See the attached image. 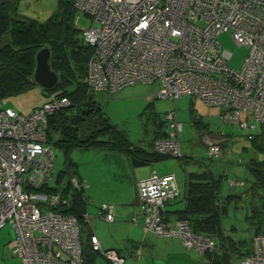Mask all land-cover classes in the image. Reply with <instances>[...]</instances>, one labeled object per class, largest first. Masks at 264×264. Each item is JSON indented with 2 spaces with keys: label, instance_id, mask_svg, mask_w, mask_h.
<instances>
[{
  "label": "built area",
  "instance_id": "obj_1",
  "mask_svg": "<svg viewBox=\"0 0 264 264\" xmlns=\"http://www.w3.org/2000/svg\"><path fill=\"white\" fill-rule=\"evenodd\" d=\"M74 6L96 23L82 30L93 48L88 92L158 83L159 99L197 97L222 108L224 119L241 128L264 124V0H74ZM226 32L249 51L241 70L228 66L232 54L219 42ZM69 105L67 98L53 97L29 115L0 109V232L12 226L14 253L22 264H83L77 218L50 209L61 203L60 194L38 191L50 184L56 164L48 118ZM166 120L169 136L156 140L154 149L181 157L183 125L174 112ZM208 154L217 157L220 148L212 145ZM72 182L77 189L86 186L76 178ZM137 188L145 231L177 237L200 255L215 249V240L194 233L189 222L166 220V204L180 195L175 174L154 172ZM100 211L106 222H115L114 206L104 203ZM85 221L90 223L89 214ZM91 242L112 264L125 263L117 251L104 250L97 236ZM251 247L240 264H264V235L254 236Z\"/></svg>",
  "mask_w": 264,
  "mask_h": 264
},
{
  "label": "trees",
  "instance_id": "obj_2",
  "mask_svg": "<svg viewBox=\"0 0 264 264\" xmlns=\"http://www.w3.org/2000/svg\"><path fill=\"white\" fill-rule=\"evenodd\" d=\"M77 11L74 0H59L57 10L41 22L20 15L16 0H0V109L3 108V99L38 86L34 80L36 57L40 50L49 48L50 65L58 75V83L54 88L45 90L48 93L47 101L53 97L67 98L70 105L50 115L47 128L48 143L64 154V169L60 171L55 185L47 184L38 191L60 194L61 203L50 209L77 218L81 228L83 264H96L99 257H105L93 249L91 234L88 237L84 235L85 226L90 224L85 221L89 198L85 194L86 186L77 189L73 185L72 178L77 179L71 168L76 165L72 161L73 152L77 149L98 150L125 155L134 167L169 159L183 163L187 159L183 155L173 157L155 151V141L169 136L167 120L166 123L160 121L157 132L145 140V146L135 145L125 132L109 122L101 103L95 99L96 94L88 92L85 79L93 48L84 41L82 30L75 24ZM75 115L83 117L76 125L71 123ZM258 125L260 133L249 134L248 138L257 152L264 153V124L256 123L255 127L247 129H255ZM207 155L211 161H219L222 153L211 157L207 151ZM243 164L253 177L243 193L224 196L228 175L208 167L205 171L186 173L183 192L181 190L175 199L184 203V207L174 213L176 221H187L194 233L215 240V249L204 255L211 257L212 264H233L235 260L241 262L251 252L247 240H233L225 225L230 206L239 204L244 195H253L254 198V202L251 201V215L248 216L250 231L254 235L264 234V194L260 193L264 191V160L250 158ZM258 199L260 203L255 202ZM164 215L171 222L166 212Z\"/></svg>",
  "mask_w": 264,
  "mask_h": 264
},
{
  "label": "rangeland",
  "instance_id": "obj_3",
  "mask_svg": "<svg viewBox=\"0 0 264 264\" xmlns=\"http://www.w3.org/2000/svg\"><path fill=\"white\" fill-rule=\"evenodd\" d=\"M16 2L17 12L20 15L44 22L57 10L59 0H16ZM75 24L81 30L96 25L88 15L79 10L76 14ZM198 25L203 26L204 22H199ZM219 42L224 50L232 54L228 66L235 70H241L249 52L248 49L238 45L231 32L222 33L219 36ZM157 90L158 83H138L112 93L98 92L95 99L101 103L109 122L125 132L132 143L141 146H145L147 144L145 140H149L157 132L160 121L166 123L167 114L174 112L177 120L183 125V130L180 133L182 155L192 157L206 168H216L217 162L222 165L227 163L228 177L243 180L245 187L230 188L228 181L225 180V189L229 188V192L234 193H243L247 190L253 177L248 173L243 162L250 158L264 160V153L257 152L252 141L248 138L249 134H259L260 126L258 125L255 129H242L237 124L230 123L228 120L224 121L222 108L210 107L201 99L192 96L159 99L156 97ZM47 100L48 93L41 87L34 86L26 93L3 99L1 106L11 107L23 115H29L36 106L43 105ZM250 122L252 123V121ZM212 145L220 148V153H222L220 161L208 159L207 151ZM54 149L56 164L50 185H55L60 171L64 169V154L60 149ZM117 158L112 153L98 150L77 149L72 154V161L76 165H72L71 168L77 179L83 181L87 186L85 194L89 198L90 223L93 222L92 216L98 213V208L101 207L103 201L114 206L115 222L110 224L105 222L101 233L110 234V229L117 227L118 222L129 223L123 218L131 217L130 220H132V216L138 215V208L130 206L133 202L135 185L133 177L129 173L123 174L119 168L122 161H118ZM182 162L184 163V160ZM158 165L164 169L172 167L180 185L183 183L184 171L179 160L169 159ZM158 174L161 175L160 172ZM260 193L264 194V191L261 190ZM251 201L254 202L253 195L251 197L248 194L244 195V199L239 204L230 206V213L225 219V225H235L239 236L250 237V240L256 236H250L251 225L248 216L252 211ZM255 202L260 203V199ZM237 206L238 208H235ZM130 224L134 225L131 222ZM114 232L118 238L125 234L124 228L121 226L117 227ZM15 244L16 233L11 225H7L0 232V264H22L20 259L12 254ZM250 249L252 250V247ZM251 253L252 251L249 255Z\"/></svg>",
  "mask_w": 264,
  "mask_h": 264
},
{
  "label": "crops",
  "instance_id": "obj_4",
  "mask_svg": "<svg viewBox=\"0 0 264 264\" xmlns=\"http://www.w3.org/2000/svg\"><path fill=\"white\" fill-rule=\"evenodd\" d=\"M112 154L118 157L117 158L119 159L118 161L120 160L122 161V164L120 165L119 168L122 170L123 174L127 175L129 173V175L133 177L135 185L133 189L134 190L133 191V202L132 204H130V206L138 208L137 209L138 215H136L137 222L134 223L130 220L131 217L130 218L126 217L123 219L128 220L129 221L128 224H125L122 222H118L116 224L117 227L121 226L124 228L125 234L123 235V237H119V238L117 237V234L114 232L116 231L117 227L110 229V234H107L106 232L101 233V229L103 228L104 223L106 221L104 220L103 216L100 214L101 212L100 208H98V213L92 216V218L94 219L93 222L85 226L84 235L86 237H88L90 234L91 236L93 235L97 236L101 244V247L104 250L117 251L125 259L124 264H212V259L210 256L200 255L195 250L185 248L184 245L182 244V241L179 238L159 236L152 232H147L144 229L145 219H144L143 214L140 213V198H139L137 183L143 179L148 178L154 172L156 173L160 172L161 175L175 174L174 171H172L171 169L172 167H169V168L166 167L164 169L160 165H158L160 162L155 163V164H150V165H144L141 167H134L132 166L129 159L125 155H120L116 153H112ZM186 156L188 155H184V157L187 159V162L184 161V163H181L182 164L181 167L183 168V171H184V177H183L184 180H185L186 173L201 172V171L206 170L205 166L199 164L192 157H189V156L186 157ZM217 164H218L217 167L214 168L216 172H220V173L223 172L226 175H228V168H227L228 164L224 163L222 165V163L220 162H217ZM184 180L181 185L178 182L180 186V192L181 190L183 192ZM227 180H228L230 188L245 187V183L241 179H231L228 177ZM233 180L243 183V186L242 187H239V186L232 187L230 185V182ZM229 191H230L229 188H226L224 190L223 195L226 196L230 193L239 194V193H234V192H229ZM104 203L105 201L102 202V204ZM183 207H184V203L180 199L173 200L167 203L165 207V212L171 218V222L176 221V218L174 217V213L177 210L182 209ZM229 213H230V208L228 211V215ZM130 222L133 223L134 225H131ZM226 229H227L228 234H231L233 240H235L236 242L239 240H247V242L249 243L248 248H251L252 239L250 240V237L245 238L243 236H239L235 225L229 226L226 224ZM250 234H251L250 236L252 237L254 236V234L252 235V231ZM14 248L12 249L13 255H14L13 253ZM96 264H112V263L106 258L99 257L96 261ZM233 264H240V260L239 261L235 260Z\"/></svg>",
  "mask_w": 264,
  "mask_h": 264
},
{
  "label": "water",
  "instance_id": "obj_5",
  "mask_svg": "<svg viewBox=\"0 0 264 264\" xmlns=\"http://www.w3.org/2000/svg\"><path fill=\"white\" fill-rule=\"evenodd\" d=\"M51 52L49 48L40 50L36 57V70L34 80L36 84L44 90L52 89L58 83V75L54 72L50 65ZM83 117L75 115L71 119V123L76 125Z\"/></svg>",
  "mask_w": 264,
  "mask_h": 264
}]
</instances>
